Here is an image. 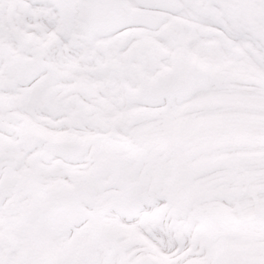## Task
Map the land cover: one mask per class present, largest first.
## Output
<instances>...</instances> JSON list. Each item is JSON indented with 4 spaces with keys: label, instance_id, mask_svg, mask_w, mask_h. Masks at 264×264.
Masks as SVG:
<instances>
[{
    "label": "snow or ice",
    "instance_id": "obj_1",
    "mask_svg": "<svg viewBox=\"0 0 264 264\" xmlns=\"http://www.w3.org/2000/svg\"><path fill=\"white\" fill-rule=\"evenodd\" d=\"M0 264H264V0H0Z\"/></svg>",
    "mask_w": 264,
    "mask_h": 264
}]
</instances>
